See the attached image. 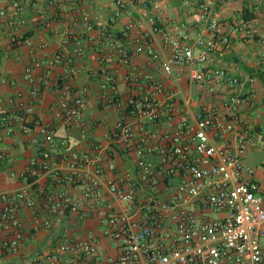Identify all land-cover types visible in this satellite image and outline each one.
Wrapping results in <instances>:
<instances>
[{
    "label": "built area",
    "instance_id": "built-area-1",
    "mask_svg": "<svg viewBox=\"0 0 264 264\" xmlns=\"http://www.w3.org/2000/svg\"><path fill=\"white\" fill-rule=\"evenodd\" d=\"M66 1L69 0H48V3L61 10ZM70 1L77 10L71 25L91 27L93 18L83 0ZM110 1L114 9L109 25L125 19L123 36L133 43V48L129 49L124 40L116 38L107 28L101 30L97 49L101 63L107 64L101 83L106 90L104 108L120 109L112 136L119 144L129 145L134 140L132 119L139 125L141 134L133 179L144 193L139 195L136 189L125 187L131 179L128 173L107 177V172H115L117 166L110 152L98 143L85 151L66 153L70 171L53 168L50 160L54 151L66 147L67 142L56 143L54 124H40L41 137L35 140L38 158L22 174L33 181L14 193L0 194V233L7 234L0 240V252L18 253L24 247L26 238L19 216L23 207L34 210V230L58 227L72 213L83 218L97 217L102 207H106L109 213L102 219L107 225L104 232L119 242L117 257H101L93 232L82 239H71L64 232V241L56 251L44 256L43 264H264V192L253 179L254 170L245 162L257 143V132L240 114L241 107L252 98L255 78L217 65L219 57L231 50L234 33L250 32L249 21L243 19L231 30L225 29L219 5L235 0H185L199 10V28L193 36L185 22H162L166 3ZM23 2L10 0V9H0V16L6 18L5 26L17 29L25 23ZM40 14L45 23L50 21L44 10ZM23 38L13 36L14 41ZM158 39L167 53L155 46ZM135 54H145L154 62L165 58L168 70L186 73L192 84L219 101L213 109L199 101L190 120L173 131H164L161 135L164 147L157 163L148 159L156 149L150 142L153 133L146 124L173 121L177 114L172 102L174 91L167 90L152 74L142 75L132 68ZM72 55L80 57L83 52L76 47ZM62 59L61 53L53 55L54 63ZM69 62V69L55 79L58 94L55 120L69 131L83 133L87 128L84 114L88 99L73 85L81 68L74 66L71 58ZM109 63L117 68L108 66ZM118 68H128L129 83L143 89L126 105L119 91ZM41 69L42 62L34 57L24 70V77L31 84L29 100H23L21 92L16 100H9L20 112L22 121L34 112L40 96ZM45 75L48 78L50 73ZM161 95L167 99L159 100ZM191 102L185 100L187 105ZM13 130L10 111L0 97V132L11 134ZM259 136L264 144V133ZM6 159L0 152V164ZM42 177H49L52 182L40 183L38 179ZM175 177H179L177 184L173 181ZM63 184H82V195L59 188Z\"/></svg>",
    "mask_w": 264,
    "mask_h": 264
},
{
    "label": "crops",
    "instance_id": "crops-1",
    "mask_svg": "<svg viewBox=\"0 0 264 264\" xmlns=\"http://www.w3.org/2000/svg\"><path fill=\"white\" fill-rule=\"evenodd\" d=\"M150 3L161 1L167 4L163 15L164 24L181 21L188 24L193 32L199 28V10L194 4L185 0H144ZM84 5L90 10L93 25L89 28H75L71 25V19L77 15L76 6L73 2L66 1L61 10L50 6L48 0H24L22 17L25 23L17 29L5 26L6 18L0 16V97L4 106L10 111L11 122L14 130L11 134L6 131L0 132V152L7 159L0 164V194L14 193L28 183L32 178H24L22 174L27 172L31 163L38 158V149L35 140L39 139L40 124H54L57 130L56 143L66 140V147H58L50 160L53 168L61 172L72 169L65 158L70 150L85 151L96 143L101 144L111 154L117 168L115 172H107V177L115 178L116 175L130 174L131 179L125 183L128 189H136L139 195L144 191L135 185V173L137 170L136 146L141 134L139 125L134 123L136 136L129 145H123L112 139L113 131L119 119L120 109L104 108V93L101 83L103 80V69L107 64L100 61L98 39L102 29L107 28L118 39L124 40L129 49L133 43L127 41L123 36L125 19H121L116 25H109V17L114 6L110 0H83ZM0 9H10V0H0ZM44 10L49 17L45 23L40 11ZM219 15L225 29L231 30L241 20L249 21L250 32L234 33L232 48L224 56H220L217 65L234 68L243 75L255 78L252 85L253 95L249 103L241 107L240 114L243 121L256 130L257 143L253 145L245 158L247 166L254 170L253 179L258 182L264 192V173L255 171L247 163V158L253 155L256 149L264 148L260 142V133H264V0H235L228 3H220ZM24 36V39L14 41L13 36ZM45 45V46H43ZM159 49H166L161 40L155 42ZM80 47L83 55L75 57L73 49ZM61 53L63 59L60 63H54L53 55ZM42 62V69L38 75L43 80L42 90L34 105V112L24 121L20 119V112L9 100L17 99L18 93H22L23 100H29L31 84L24 77V70L33 58ZM72 64L81 68L73 80L75 90L85 93L88 99L84 117L87 122L85 132L78 130L69 131L64 125L55 120L58 112V94L55 91V79L64 73ZM108 66L116 67L109 63ZM132 68L137 69L140 74H152L154 78L161 80L166 89L174 91L173 104L176 106L177 114L172 122L158 121L148 122L146 125L153 133L150 140L156 149L148 155V159L157 163L160 160L164 141V131L175 130L180 123L187 122L193 117L198 102L201 101L209 109L217 108L219 101L217 97L203 92L197 85L192 84L188 75L178 74L173 69L168 70L167 60L154 62L145 54H135L132 59ZM50 76L47 78L46 73ZM128 68H118L117 77L119 91L123 103L126 105L132 98L142 94L140 86H133L128 81ZM144 86L145 83L142 82ZM167 99L161 95L159 100ZM190 99V105L185 100ZM249 159V158H248ZM264 165V162L261 163ZM40 183H51L49 177L39 178ZM179 182V177L173 179ZM59 188H65L72 194L81 196L82 184H63ZM33 209L23 207L20 211L22 221L21 231L25 236L24 247L18 253L3 254L0 252V264H43L44 256L56 251L58 245L64 241L63 233H67L71 239H82L88 233L93 232L98 241V249L101 257H117L120 253L119 242L105 234L106 222L102 219L109 213L106 207H102L97 217L83 218L78 213H72L66 221L53 229H33ZM7 237L6 233H0V240Z\"/></svg>",
    "mask_w": 264,
    "mask_h": 264
},
{
    "label": "rangeland",
    "instance_id": "rangeland-1",
    "mask_svg": "<svg viewBox=\"0 0 264 264\" xmlns=\"http://www.w3.org/2000/svg\"><path fill=\"white\" fill-rule=\"evenodd\" d=\"M248 158L246 160L247 163L251 165L257 173H264V165L261 164L264 162V148L256 149L254 154L250 155Z\"/></svg>",
    "mask_w": 264,
    "mask_h": 264
},
{
    "label": "trees",
    "instance_id": "trees-1",
    "mask_svg": "<svg viewBox=\"0 0 264 264\" xmlns=\"http://www.w3.org/2000/svg\"><path fill=\"white\" fill-rule=\"evenodd\" d=\"M24 39V38H23Z\"/></svg>",
    "mask_w": 264,
    "mask_h": 264
}]
</instances>
